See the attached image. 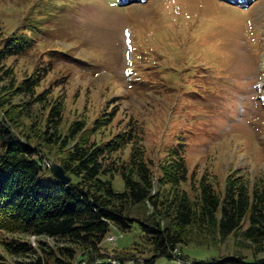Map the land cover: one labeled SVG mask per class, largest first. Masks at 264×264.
I'll return each instance as SVG.
<instances>
[{"label":"rangeland","instance_id":"374dc122","mask_svg":"<svg viewBox=\"0 0 264 264\" xmlns=\"http://www.w3.org/2000/svg\"><path fill=\"white\" fill-rule=\"evenodd\" d=\"M18 33L29 34L34 45L24 55L0 60V93L11 79L31 75L43 55L47 64L51 49H63L68 55L46 71L37 90L64 101L65 125L117 108L113 123L95 135L108 139L131 121L156 173L164 150L183 142L193 178L182 187L191 197L202 175L218 189L235 171L251 185L264 179V0H0V44ZM33 107V114L43 117L42 104ZM130 151L128 145L124 158ZM114 186L124 188L120 175ZM163 192L170 194L169 187ZM128 209L141 217L151 211L149 204ZM185 238L188 243L174 250L175 258L159 255L155 264H179L181 254L264 257V250L238 246L241 237L221 240L217 232L196 226ZM12 239L35 247L60 244L0 230V264L23 259L7 250ZM105 240L109 248L125 251L139 241L144 255L151 254L137 224L127 232L113 228Z\"/></svg>","mask_w":264,"mask_h":264},{"label":"trees","instance_id":"16d2710c","mask_svg":"<svg viewBox=\"0 0 264 264\" xmlns=\"http://www.w3.org/2000/svg\"><path fill=\"white\" fill-rule=\"evenodd\" d=\"M33 45L29 34L13 35L0 44V60L24 55ZM67 55L63 49H51L47 64L43 55L31 75L11 79L0 93V230L60 243L55 247L40 242L35 247L26 240H9L7 250L23 257L18 264H155L159 255L175 258L174 250L188 243L185 235L191 226L217 232L221 240L241 237L238 246L264 250V179L251 185L235 171L218 189L202 175L191 197L182 187L193 178L183 142L164 150L156 173L146 158L142 133L131 121L108 139L95 135L113 123L117 108L65 125L64 101L37 87L46 71ZM21 95L28 99L14 101ZM34 104H42L43 117L33 114ZM24 119L31 124L24 125ZM128 145L126 159L122 151ZM51 161L64 167L68 183L56 176ZM118 175L124 181L120 190L114 186ZM164 186L170 194L161 193ZM138 204H149L150 214L141 217L128 211ZM136 224L152 245L150 255H144L139 241L138 247L126 251L104 245L113 228L127 232ZM178 257L181 264H264V257L249 260L242 253L213 259Z\"/></svg>","mask_w":264,"mask_h":264},{"label":"water","instance_id":"95a60500","mask_svg":"<svg viewBox=\"0 0 264 264\" xmlns=\"http://www.w3.org/2000/svg\"><path fill=\"white\" fill-rule=\"evenodd\" d=\"M50 166L56 176L61 179V181H63L64 183H68L70 181V177L68 176V174H66L65 169L61 164L56 161H51Z\"/></svg>","mask_w":264,"mask_h":264}]
</instances>
